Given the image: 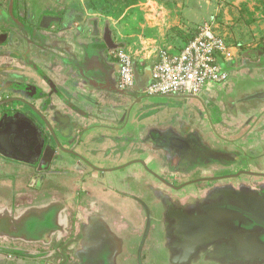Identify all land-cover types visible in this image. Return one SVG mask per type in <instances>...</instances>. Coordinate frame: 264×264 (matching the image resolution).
<instances>
[{"label": "crops", "instance_id": "1", "mask_svg": "<svg viewBox=\"0 0 264 264\" xmlns=\"http://www.w3.org/2000/svg\"><path fill=\"white\" fill-rule=\"evenodd\" d=\"M10 1L0 0V82L18 89L23 85L36 88L40 95L31 101L45 110L52 105L54 112L67 118L64 121L70 127L69 134L80 139L78 151L82 155L99 168H118L110 174L93 173L80 184L89 191L88 208L83 207L87 196L83 201L74 200V184L81 174L73 172L61 178L62 188L50 190L52 197L45 201L47 209L54 211L56 207L61 214L64 222L60 230L67 229V216L75 210L81 217L96 214L90 222L93 227L100 216L111 217L112 223L107 225L114 233L131 230L134 238L143 235L149 222L148 231L153 229L160 255L176 264L179 260L168 216L196 197V188L175 191L166 183L179 187L188 180L213 179L198 187L202 186L204 196L214 190L216 197L225 194V198L226 189L232 193L261 191L258 185H264L262 178L240 175L226 179V175L239 171L264 174V25L248 24L249 10H243L248 16L241 19L239 9L232 7L227 12L235 19L225 14L220 23L211 22L229 49L228 79L220 86L207 85L203 98L183 99L146 96L149 76L140 69L136 70L138 88L123 93L117 90V62L85 22L88 18L97 20L96 15H108L105 6L111 9L110 4L89 13L86 0H14L11 17ZM82 10L86 16H80ZM45 17L59 21L44 25L41 21ZM68 25L70 29L62 30ZM82 25L85 30L81 36L75 28ZM247 29L250 32L242 38ZM251 44L255 49H247ZM155 59L156 55L150 68ZM50 82L61 98L52 95ZM9 91L15 95L10 89L6 94ZM124 164L129 166L122 169ZM44 190L27 191L32 197H26L31 200L22 201L28 204L22 207L25 212L33 211L38 219L41 216L35 214L32 203ZM5 204L0 203V210ZM124 204L129 205V211ZM140 248L148 256L145 264H157L154 249Z\"/></svg>", "mask_w": 264, "mask_h": 264}, {"label": "flooded vegetation", "instance_id": "2", "mask_svg": "<svg viewBox=\"0 0 264 264\" xmlns=\"http://www.w3.org/2000/svg\"><path fill=\"white\" fill-rule=\"evenodd\" d=\"M58 21L59 20H57L55 17H45L41 23L44 25L50 23L51 25V22L57 23ZM85 22L87 27L90 28L92 34L98 31L100 38L104 42L103 37L105 34V29L107 27L109 28V26H107L105 23L103 27L100 28L98 20L90 18L86 19ZM70 28L71 25H68L66 28H62V30ZM75 29L79 35L82 36L84 34L85 29H83V25L82 27H76ZM110 32H112L111 29ZM110 35L111 42L114 44L112 33ZM104 44L106 45L105 42ZM106 46L108 48V53L111 52L113 58H115L116 49L113 47V45H111V48L108 45ZM49 84L51 85L52 95L61 98V94L56 89V87L51 84V82ZM6 89L12 90L15 95H11L10 91V93L6 94ZM34 89L36 88H33L29 85L20 86L18 89L16 85H11L8 82L3 81L0 82V100L11 98L25 100L32 106V109L26 106L31 113L28 111H19L31 118L44 131L45 135V145L42 155L39 161L34 165H29L0 155V197L3 198L0 200V203L2 205H4L5 202L8 204L5 206V208L0 210V264H113L114 261L117 264V259L123 255L130 256L128 259L135 261V264H144L146 257L142 249H140V254L139 252H136V247L138 249V246L133 247L134 252L127 251L131 250L132 248L129 249L127 247V237L123 236L124 232H122L121 235H117L107 225L109 222L112 223L111 217L106 218L105 216H100V218H98L100 221L96 223L95 227H93L90 222L94 216H96V214H90L88 216L86 215L81 217V215L78 214L79 212L75 210L73 214L67 216V228L72 227V224L76 222L74 219H79L80 221L77 223L76 230H67L65 227L63 230H60V227L63 226L64 221L61 219V214H58L56 221H54V225L60 229L57 231L46 232L50 229L45 227L46 221L42 219V217H39L38 220L34 215H32L33 211H26L25 213L23 212L24 209L22 207L25 206H23L21 203L23 200L29 201L27 198L30 197V194L26 193L27 191L36 193L42 188L47 190H52L53 188L60 189L62 188L60 185L62 182L61 178H66L70 173L73 172L81 174V178L77 181V184H74L77 186V192L74 196V200L76 202L77 200L78 202L83 201L87 196V200L83 207L88 208V198L90 197L89 191L84 189L80 184H82L87 178H92L93 173L97 175H104L107 174V171L104 172L103 170L110 169L97 167L78 151L80 139L78 137L70 136L69 133L71 130L69 125L66 124L67 122L64 121V119L62 120V118L58 116V112H54V107L51 105L50 110H45L44 108L43 110L31 101L36 98V95H40V91L37 90L36 92ZM122 92L126 91L123 90ZM6 110L7 107L2 109V111ZM34 110L38 111L41 116ZM47 123L54 134L48 128ZM62 123L66 125L64 126ZM58 136H62L64 138L65 143L63 145ZM53 138L59 142L63 151L60 149L58 150L54 146ZM47 149L52 150L53 154L50 156L47 155L45 161L42 163L41 160L43 153L46 152ZM60 153L65 156H62ZM87 170L89 172H86ZM232 175H226V177ZM252 177L264 179L262 176ZM211 180L212 179L208 180L205 178H200L188 180L187 182H196L194 187L196 188L195 194L197 196V190L201 191L202 188V186L198 187V184H203L204 182ZM72 183L73 182H71V184ZM258 187L261 189L260 192L264 193V185H258ZM210 192L213 191L208 190L204 196V193L201 191L202 195L199 199L207 198ZM124 209L129 211V205L124 204ZM19 210H21L22 213L18 216ZM34 220L37 221V228H44V230L38 231V236L35 239L29 237V226H31L30 222H33ZM142 240L143 239H138V242ZM237 249L238 246H231L227 249L226 247H222L220 251L222 253H228L230 257H238L239 250ZM199 251H201V249L191 253L186 251L188 256L183 258V255L181 253H177L178 250H175L176 254H178L176 256V260H179L176 264H192L196 257H203L204 259V253L202 251L199 253ZM218 254H220L219 251H216V254L208 259H205L202 264H226V261H222V259L220 260V258L223 257H217ZM95 256L103 259L106 256L107 261L101 260L97 262L96 260H93ZM224 258H226V256H224ZM122 259L127 260L125 257H122ZM208 260L210 261L208 262ZM234 263L239 264V262Z\"/></svg>", "mask_w": 264, "mask_h": 264}, {"label": "rangeland", "instance_id": "3", "mask_svg": "<svg viewBox=\"0 0 264 264\" xmlns=\"http://www.w3.org/2000/svg\"><path fill=\"white\" fill-rule=\"evenodd\" d=\"M105 4H110L111 9L109 10L108 15H104L102 17L96 15L97 17L95 18H97L100 22L99 26L102 27L104 23L109 26L112 31L111 33L114 44L118 46V48L120 47L125 49V51L132 56L135 62L136 70L138 71L140 69L142 72L144 71V74L148 72L151 62L159 49L169 47L180 48L184 46L188 40L194 36L197 28L205 24H211V22L214 21L220 23L225 14L227 18L231 17L235 19V16L232 15L233 13L230 14L227 12L228 10L231 12L232 7H237L239 9L241 19L246 18L249 15L250 19L247 20L248 24L253 23L257 25H264V0H235L233 4H230L229 1L225 0H86L85 5L87 11L92 13L94 11L93 9H100ZM243 10H249L250 12L247 15ZM83 12L84 10L80 13L81 17L86 16ZM238 28L240 29V27ZM244 32L245 35L242 36V38L246 37L250 30L247 29ZM246 47L247 49H255L256 46L255 44H251L250 46L246 45ZM224 67L227 69L228 64ZM220 85L223 84L214 86ZM188 101L189 100L186 102ZM9 106H11L12 109H18L24 112L28 111L31 113L23 104L14 103ZM58 137L63 145L65 143L64 138L62 136ZM53 141L54 146L58 150L60 149L63 151L61 145L55 138H53ZM207 141L210 142L211 140L207 139ZM61 155L65 156L63 154ZM157 163L159 164L160 161L157 160ZM30 196L32 197L31 194ZM51 197L52 192H50V190H44L35 196L32 203L34 206L33 210H36L35 214L41 216L42 219L46 221L45 227L50 229L46 232L57 231L61 228H57L54 225V221H56L58 217L57 208L54 207L53 211L47 209L45 205V201H50ZM206 200L207 199L202 200V202ZM177 201V199L174 200V202ZM28 202L30 201H27V203ZM27 203L22 202L21 204H23V206H28ZM25 210L26 209L23 210L24 213ZM21 213L22 211L19 210L18 216ZM74 220L76 222L72 224V227L67 228V230H76V224L79 223L78 221L80 220ZM30 223L29 237L35 239L38 236V231L44 230V228H37L36 220L33 222L31 221ZM123 236L127 237L126 245L129 249L134 246H138V249L136 247V252L138 253L141 249L140 245H142L144 248L147 247L151 248V250H155L158 255L156 256L158 258L157 264H174L169 262L168 258V261L166 262L165 258L160 255L159 246L156 245L154 240L153 229L148 231L146 240H142L140 242H138V239H144L146 231L143 232L141 238L132 237L133 234L131 233V230L124 232ZM165 247L170 253L169 248L171 246L166 235ZM127 251L134 252L133 248ZM201 251L204 253V259L203 257H196L192 264H202L205 259H208L216 254V246L214 244L201 249ZM201 251H199V253ZM143 252L145 253V250ZM122 257L127 258L126 264H135V261L128 259L130 258L128 255L121 256L119 258V263L117 259V264H125ZM145 257L146 259L148 258L147 253H145ZM93 260H96L97 262L101 260L107 261V257L105 256L103 259L95 256ZM227 260L228 259L226 258V264H232ZM209 261L210 260H208V262ZM150 264H153V262Z\"/></svg>", "mask_w": 264, "mask_h": 264}, {"label": "water", "instance_id": "4", "mask_svg": "<svg viewBox=\"0 0 264 264\" xmlns=\"http://www.w3.org/2000/svg\"><path fill=\"white\" fill-rule=\"evenodd\" d=\"M13 2L14 0H11L9 5L11 17L13 16ZM110 34V29L107 27L103 37L104 42L110 48L111 45L116 48V45L111 42ZM93 36H99L98 31ZM134 70L135 86L133 89H136L139 87V76L135 66ZM150 73L151 68L147 74L149 77L145 87L150 82ZM118 91L123 93L120 90ZM14 103H21L32 109V106L22 99L0 100V155L34 165L39 161L43 152L45 145L44 131L26 114L9 106ZM4 107H7L6 111H2ZM34 111L40 115L38 111ZM58 116L67 120L64 116ZM47 126L53 133L48 123ZM52 154L53 151L47 149L43 153L41 162L45 161L47 155L50 156ZM127 166L129 164H125L121 168L124 169ZM117 169H106L103 171L111 173L118 171ZM240 175L264 177V174L242 171L226 178H237ZM219 179L214 178V180ZM195 184L196 182H187L179 187L171 184L167 185L172 190L179 191ZM212 191L207 198L199 199L202 193L197 190L196 197L190 198L179 210L169 214L168 227L174 236V247L178 250V253H181L184 258L188 256L186 251L191 253L215 244L216 251L220 253L219 256H226L229 262L239 261L247 263L248 261H257L264 263V193H256L255 191L251 193L244 191L232 193L226 189L225 198V194L217 195L216 197L215 191ZM223 197L225 200L222 201ZM218 198L219 202H216ZM205 199L207 200L202 202ZM148 229L149 222H147L146 231ZM231 246H238V257H230L228 253L220 251L222 247L227 249Z\"/></svg>", "mask_w": 264, "mask_h": 264}, {"label": "built area", "instance_id": "5", "mask_svg": "<svg viewBox=\"0 0 264 264\" xmlns=\"http://www.w3.org/2000/svg\"><path fill=\"white\" fill-rule=\"evenodd\" d=\"M117 86L121 91L135 86L134 60L123 48H116ZM229 49L211 24L197 28L194 36L179 50L159 49L152 63L146 96L203 98L207 85H219L228 79L225 65Z\"/></svg>", "mask_w": 264, "mask_h": 264}, {"label": "trees", "instance_id": "6", "mask_svg": "<svg viewBox=\"0 0 264 264\" xmlns=\"http://www.w3.org/2000/svg\"><path fill=\"white\" fill-rule=\"evenodd\" d=\"M105 7H106L105 9L109 11V9H110L109 5H106ZM106 10H104V11H106ZM115 47L118 48V46H115Z\"/></svg>", "mask_w": 264, "mask_h": 264}]
</instances>
